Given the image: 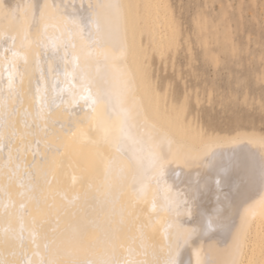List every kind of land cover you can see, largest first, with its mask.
<instances>
[{
  "label": "bare ground",
  "instance_id": "obj_1",
  "mask_svg": "<svg viewBox=\"0 0 264 264\" xmlns=\"http://www.w3.org/2000/svg\"><path fill=\"white\" fill-rule=\"evenodd\" d=\"M176 37L166 0H0V260L264 264V186L233 152L258 177L264 133L169 101L149 57Z\"/></svg>",
  "mask_w": 264,
  "mask_h": 264
},
{
  "label": "rangeland",
  "instance_id": "obj_2",
  "mask_svg": "<svg viewBox=\"0 0 264 264\" xmlns=\"http://www.w3.org/2000/svg\"><path fill=\"white\" fill-rule=\"evenodd\" d=\"M177 42L149 57L169 101L204 133H264V0H166Z\"/></svg>",
  "mask_w": 264,
  "mask_h": 264
},
{
  "label": "snow or ice",
  "instance_id": "obj_3",
  "mask_svg": "<svg viewBox=\"0 0 264 264\" xmlns=\"http://www.w3.org/2000/svg\"><path fill=\"white\" fill-rule=\"evenodd\" d=\"M109 7H118V6L117 5H109ZM69 23H71L77 27H80L84 30H87L89 24H92V23H97V26H98L97 21H93L90 17H83V16H81L79 18L78 23H77V20L75 18H70ZM4 38L7 39V37H4ZM233 152L238 153L235 167H236L237 174L239 175V177L241 179V182L245 186H251L258 179L261 186H264V163H262L260 170H259V176L257 177L255 172L249 167L248 159H247V156L244 154L243 149H233ZM216 155H217V153L212 154L213 157H215ZM209 227H211V225H209ZM17 240H19L21 242L20 246L22 248L23 247V240H24V237L22 234L20 236H17L14 233H12L11 235L6 234L5 243H8L9 241L15 242ZM35 241H36V234L33 232L32 233V243L34 245H35ZM36 247L38 248L39 246L36 245ZM47 248H48V246L45 245V251L46 252H47ZM13 254L15 255L16 253H13ZM34 255L41 257L40 260L38 261V264H60V262L57 260L45 259L44 257L41 256L39 251H36L34 253ZM0 264H25V261L23 259H21L19 261H12V262L7 261V260H0ZM27 264H33V262L29 259L27 261ZM67 264H81V262L76 261V260H69V261H67ZM86 264H94V262L88 261V262H86ZM95 264H119V262L112 260V259H102L98 262H95ZM154 264H161V262L156 260V261H154ZM163 264H180V261L169 258V259L164 260ZM204 264H210V262L205 261Z\"/></svg>",
  "mask_w": 264,
  "mask_h": 264
}]
</instances>
